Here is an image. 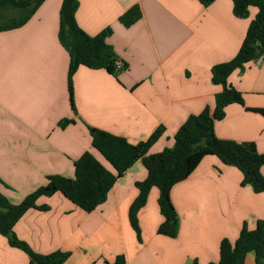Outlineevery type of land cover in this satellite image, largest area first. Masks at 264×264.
<instances>
[{
  "label": "crops",
  "instance_id": "obj_1",
  "mask_svg": "<svg viewBox=\"0 0 264 264\" xmlns=\"http://www.w3.org/2000/svg\"><path fill=\"white\" fill-rule=\"evenodd\" d=\"M63 0H47L22 28L0 33V191L21 203L48 177L74 179L75 162L94 149L90 129L146 142L163 134L149 154L172 148L179 128L191 115L215 108L222 87L212 82L213 68L239 52L257 14L237 18L232 0L205 7L199 0H79L77 22L89 35L107 28V42L125 63L117 75L80 67L74 76L75 108L68 92L70 55L59 41ZM139 6L142 18L127 28L120 17ZM229 82L245 105L231 104L215 123L220 139L255 143L264 153V59L235 71ZM70 121L66 125L63 122ZM264 175V167L262 168ZM148 176L138 161L117 180L105 203L86 212L57 191L41 197L16 224L17 236L36 253L70 254L64 264L220 263L231 255L245 224L264 220V193L242 186L243 174L208 155L191 176L171 192L179 216V234L160 232L164 217L160 192L153 188L139 213L141 241L129 211ZM29 256L0 233V264H29ZM244 264H256L249 253Z\"/></svg>",
  "mask_w": 264,
  "mask_h": 264
},
{
  "label": "trees",
  "instance_id": "obj_2",
  "mask_svg": "<svg viewBox=\"0 0 264 264\" xmlns=\"http://www.w3.org/2000/svg\"><path fill=\"white\" fill-rule=\"evenodd\" d=\"M47 0H0V33L16 30L25 26ZM205 7L217 0H199ZM233 12L237 18L246 19L250 9L256 8L257 14L248 27L245 40L230 61L216 65L212 71V82L221 86L216 95L215 108L207 107L198 115H191L179 128L172 148H165L157 154H149L151 147L163 134L159 128L146 141L132 144L127 139L111 133L91 128L92 144L105 163L111 165V172L91 152H86L75 162L74 179L61 175L48 177L49 183L38 188L21 203L12 204L0 191V233L11 246L24 251L30 259L29 264H64L70 254L57 251L49 255L36 253L15 233L19 220L32 208L47 210L38 206L41 197H51L60 191L80 208L90 213L105 203L117 180L125 175L138 161L147 169V178L136 184L139 194L132 203L129 219L141 241L139 213L146 206L153 188L160 192L159 206L164 217L160 232L175 238L179 234V216L173 204V187L193 174L200 162L208 155L217 156L224 164L239 169L243 174L242 186H250L255 193H264V153H260L255 143H240L220 139L215 134V123L226 116V108L231 104L245 105L243 94L230 84V76L237 70L244 71L246 64L264 55V0H232ZM79 0H63L60 10L58 38L70 55L68 72V92L75 108L74 76L80 67L105 69L117 75L118 60L107 38L111 28L96 36L86 33L77 22ZM142 18L139 6H134L120 17L127 28ZM264 115V109H250ZM65 121L62 125L68 124ZM249 253H254L256 264H264V220L250 230L245 224L234 244L231 255L223 251L220 263L244 264ZM114 264H126L124 256L117 257Z\"/></svg>",
  "mask_w": 264,
  "mask_h": 264
},
{
  "label": "built area",
  "instance_id": "obj_3",
  "mask_svg": "<svg viewBox=\"0 0 264 264\" xmlns=\"http://www.w3.org/2000/svg\"><path fill=\"white\" fill-rule=\"evenodd\" d=\"M263 59H264V55H262V56L259 58V61L261 62ZM116 68H117V72H120V71L124 70V68H125V63H124L121 59H118V60L116 61Z\"/></svg>",
  "mask_w": 264,
  "mask_h": 264
}]
</instances>
